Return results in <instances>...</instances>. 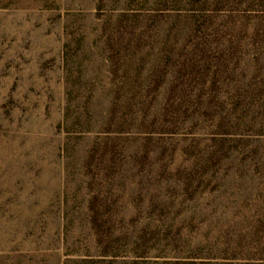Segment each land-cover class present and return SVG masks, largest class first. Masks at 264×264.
<instances>
[{
  "label": "rangeland",
  "instance_id": "374dc122",
  "mask_svg": "<svg viewBox=\"0 0 264 264\" xmlns=\"http://www.w3.org/2000/svg\"><path fill=\"white\" fill-rule=\"evenodd\" d=\"M0 264H264V0H0Z\"/></svg>",
  "mask_w": 264,
  "mask_h": 264
}]
</instances>
